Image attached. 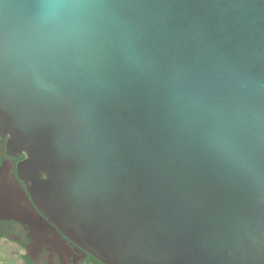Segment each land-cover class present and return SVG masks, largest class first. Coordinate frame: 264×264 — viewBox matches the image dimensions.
Returning a JSON list of instances; mask_svg holds the SVG:
<instances>
[{"label": "water", "instance_id": "1", "mask_svg": "<svg viewBox=\"0 0 264 264\" xmlns=\"http://www.w3.org/2000/svg\"><path fill=\"white\" fill-rule=\"evenodd\" d=\"M0 133L5 219L102 264H264V0H0Z\"/></svg>", "mask_w": 264, "mask_h": 264}, {"label": "flooded vegetation", "instance_id": "2", "mask_svg": "<svg viewBox=\"0 0 264 264\" xmlns=\"http://www.w3.org/2000/svg\"><path fill=\"white\" fill-rule=\"evenodd\" d=\"M7 139L0 133V189L14 193L16 182L19 189L26 191V185L17 177L25 154L15 156L16 151L7 149ZM52 234L47 225L5 219L0 212V247L5 243L13 245L15 264H102L63 235L57 234L56 239Z\"/></svg>", "mask_w": 264, "mask_h": 264}, {"label": "rangeland", "instance_id": "3", "mask_svg": "<svg viewBox=\"0 0 264 264\" xmlns=\"http://www.w3.org/2000/svg\"><path fill=\"white\" fill-rule=\"evenodd\" d=\"M13 245L5 243L0 247V264H15Z\"/></svg>", "mask_w": 264, "mask_h": 264}, {"label": "bare ground", "instance_id": "4", "mask_svg": "<svg viewBox=\"0 0 264 264\" xmlns=\"http://www.w3.org/2000/svg\"><path fill=\"white\" fill-rule=\"evenodd\" d=\"M56 243V242H55Z\"/></svg>", "mask_w": 264, "mask_h": 264}]
</instances>
